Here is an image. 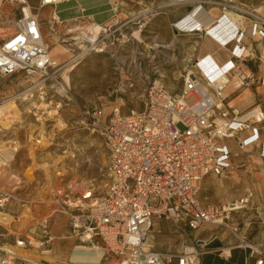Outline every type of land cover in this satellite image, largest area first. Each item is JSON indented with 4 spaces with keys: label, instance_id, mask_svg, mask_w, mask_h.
Returning a JSON list of instances; mask_svg holds the SVG:
<instances>
[{
    "label": "built area",
    "instance_id": "obj_1",
    "mask_svg": "<svg viewBox=\"0 0 264 264\" xmlns=\"http://www.w3.org/2000/svg\"><path fill=\"white\" fill-rule=\"evenodd\" d=\"M8 1L20 6L22 17L17 20L15 31L0 41V89L18 84L21 90L14 95L21 110L30 107L41 95L46 98L48 91L58 87L70 99L66 82L55 79L57 64L44 39L38 14L32 12L26 0ZM61 1L41 0V7ZM108 2L113 17L110 23L97 24L100 26L98 46L104 45L111 23L124 4V0ZM181 21L175 24L177 28L174 26L178 33L213 35L195 15L185 24ZM252 29V35L264 38V17H258ZM245 32L243 24L239 25L237 36L228 44L233 43L230 66L226 68L208 60L206 65L212 63L208 72L199 67L198 72L190 70L183 76L180 92L170 90L156 79L147 88L141 111L121 114L115 108L110 116L100 108L86 112L85 116L90 118L88 125L98 133L107 152L105 190L101 196L85 201L86 205L67 204L63 212L69 217L72 234L83 244L97 249L100 259L112 254L118 264H197L208 251L193 243L181 250L147 248L148 241L161 233L162 222L171 221L192 230L205 225L229 229L237 240L234 245L247 250L248 264H264V245L249 239L241 224L231 216L232 212L248 206L252 193L226 206L204 205L199 197L205 178L226 173L233 166L232 157L240 155L226 141L236 140L238 147L244 149L258 141L264 129L257 125L264 120V110L253 107L242 113L228 104L225 91L232 76L238 78L240 85L258 80L245 63L253 54L244 45ZM71 40L78 44L80 36L72 35ZM261 81L264 83V79ZM32 110L35 115L36 107L32 106ZM249 113L255 116L253 122L247 118ZM19 126L20 123L13 125L12 130L19 133ZM249 129L253 134L240 139V133ZM0 131L7 135L1 127ZM245 165L246 162L238 164ZM14 190L0 188V209L15 216L10 210L11 202L23 204L24 198ZM51 218L53 215L39 222L38 238L21 235L16 246L36 248L43 255L49 253L54 239ZM202 243L201 246H206L205 241ZM225 251L222 248L220 253L225 255ZM3 254L2 264H52L43 256L36 262L8 248L3 249Z\"/></svg>",
    "mask_w": 264,
    "mask_h": 264
},
{
    "label": "rangeland",
    "instance_id": "obj_2",
    "mask_svg": "<svg viewBox=\"0 0 264 264\" xmlns=\"http://www.w3.org/2000/svg\"><path fill=\"white\" fill-rule=\"evenodd\" d=\"M30 1L32 2V0ZM73 1L76 3L75 0ZM83 2L89 3V6L96 5L95 10L88 12L89 16H84L79 12H74L70 17L56 13L59 18L54 19L56 7L46 8L41 14L39 10H33L42 18L44 39L50 45L51 55L57 64L54 68L55 79L66 82L71 99L63 96L59 87L48 91V96L45 99L62 105L60 111L68 123V129L58 134L48 148L39 150L37 160L42 163L41 159L47 157L53 168L56 164L52 158L56 159L62 155L68 158L64 170H59L60 173H63L60 177L47 176L45 171L38 169L33 182L28 181L25 176L27 167L32 163L25 147L14 152L12 161L0 165V187L15 189L16 195L24 198L23 204L16 200L11 202V209L14 210L12 213H15L17 218L13 214L5 212L14 217V220L7 224L4 222L6 215L0 209V264L4 257L3 249H12L17 254L15 250L17 246L14 244L21 235L36 238L33 231L38 230L39 222L43 218L50 217L45 213V211H51L50 208H45V201H55L52 204L56 211L52 214L51 230L63 223L69 228L70 232L67 233V236L70 237L73 234L69 217L63 212L67 206L65 201L79 198L85 202L103 194L107 179L104 174L105 165L102 163V157L105 155L106 160L108 157L102 139L88 125L90 118L88 115L85 116L87 111L100 108L107 116L112 115L115 108H118L121 114L141 111L145 106V95L150 82L158 79L170 90L180 92L184 81L183 76L190 70L198 72L199 68H194V64L202 57V52L215 49V52L220 51L219 53L223 57L227 52L230 54L233 43L227 47L228 49H219V46H215L209 41L208 36H200L192 32H177L174 25L188 15L191 11L188 10L189 6L193 9L194 6L202 5L206 18H211V13L215 17L221 16L227 11H231L228 15L233 17H235V13H238L240 16L236 15L239 16L235 21L236 27L243 24L246 30L243 38L244 45L247 49L254 48L255 52H257L256 44L260 36L252 35V28L258 21V17H264V0H234L231 4L236 8L223 5V3H229L230 0H190L189 2L124 0L122 10L112 21V27L108 30L107 40L104 45L98 46L96 39L100 35L99 33H95V35L91 28L96 27L105 19L100 14L109 12L110 15L107 17L112 16L111 6L108 0H83ZM84 7L86 8L87 4ZM84 7L81 8L84 10ZM0 14L2 33L14 31L16 22L21 17L19 11L13 5L4 2ZM79 16L81 19L75 20ZM110 20L107 23H110ZM221 21L225 24L229 21L228 16L221 18ZM185 22L186 20L182 23ZM218 25L219 23H213L208 26V29L216 30ZM71 29L76 32H70ZM84 31L89 33L90 41L87 40L86 35H82ZM217 31H220L219 28ZM72 35L80 36L78 44L71 40ZM94 42L97 45L93 46ZM245 53H248V50ZM258 61L254 57V59H247L245 63L255 70L259 65ZM20 90L21 87L18 84L5 86L0 89V101L5 97L15 96L14 94H18ZM40 99L39 97L38 101ZM38 101L36 99V102ZM32 106L34 107L33 104L30 107H22L23 123L18 127L21 128L20 132L13 131L11 128L8 131L4 130L7 132V135L4 136L0 131V140L15 138L17 134L23 145L26 144L29 124H38V118L32 113L35 111L32 110ZM53 123L52 119L46 122L48 130L51 129ZM230 176L217 177L213 175L215 181L210 179L208 182L214 183L212 185L207 184L210 176L205 178L199 192L200 199L208 202L219 196L220 190L225 192L226 186L223 184H226V179H231ZM85 183L91 186L89 192L84 188L83 184ZM49 188L55 190L56 193L59 190L63 193L52 195L49 193ZM39 197H43L45 201H37ZM27 205L32 206L38 216L29 225L20 227V223L17 221L20 220V214L23 213ZM15 219L19 220L15 222ZM179 225L180 227L171 221L162 222L161 233L148 242L154 248L164 251L181 250L183 246L190 244L192 239H190L191 236L188 235L186 227ZM2 234L5 236L1 237ZM6 243L7 245H5ZM66 244L56 241L53 248L61 247L63 251L66 247L65 250H68L71 245L68 247V242ZM76 244L87 246L78 238ZM45 258L52 264L88 263L75 261L71 259L72 256L68 260H56L54 257ZM99 264H118V260L114 255L108 254L105 258L100 259Z\"/></svg>",
    "mask_w": 264,
    "mask_h": 264
},
{
    "label": "crops",
    "instance_id": "obj_3",
    "mask_svg": "<svg viewBox=\"0 0 264 264\" xmlns=\"http://www.w3.org/2000/svg\"><path fill=\"white\" fill-rule=\"evenodd\" d=\"M63 1L64 0L61 1V4L57 3L56 5H47L41 7V0H32L34 4L30 0H26L28 5L31 7L32 12L33 10L37 9L41 14L46 10V8L56 7L55 13L62 14L66 17H70L74 12H79L84 16H89L88 12L91 10H95L96 8V5L90 4L91 6H89V3H84L83 0H75L76 3L73 0H66V2ZM4 2L13 5L15 9L19 11L22 17L20 6L12 4L8 0H1L0 10L2 9ZM86 4L87 7L85 8L84 6H86ZM82 6L85 8L84 10L81 8ZM40 14H38V16L41 21L42 18ZM100 15H103V18H105L103 21H101L100 24L107 23L113 17V14L112 16L107 17V15H110L109 12ZM211 15V18H218L220 16L219 15L215 17L213 13H211ZM77 19H81V17L79 16L75 20ZM221 22L224 24L223 21ZM208 23H210V21ZM235 27L236 23H233V28ZM219 30V40H224V37L232 32L231 30H225V28L222 27ZM14 31H5V33H2V30L0 28V41H3ZM209 39V41L213 43V45L219 46V49L227 48L224 47L221 43H218V41L214 38L209 37ZM256 49L257 52H255L254 48L251 49V52L253 54L251 57H249V59H254V57H256L257 60H259L258 68L253 70L248 65L247 67L249 71L257 77L258 80L248 85H240L238 78L232 76L225 90L228 94V104L230 106L239 108L242 113L248 112L253 107H259L264 110V83L261 81V79H264V38L258 39ZM219 52L220 51L215 52V49H211L209 51L202 52L203 55L201 58H207V56H209V60L217 63L219 66L224 65L229 59H231V52L229 51V54L226 51L227 54L225 57H223ZM257 125L261 127L264 126V120ZM249 135L250 132L248 130H244L240 133V139L247 138ZM226 142L233 152H239L240 155L232 157L233 166L228 169L226 173L210 174L207 184H214L208 183L210 179H213V181H215L213 175L217 177H227L231 174V179H226V184H223V186L225 185L227 189L225 188V192L220 190L219 196H216L211 201L204 202L202 199L200 200L204 205L210 204L215 206H226L236 200H239L240 198H243L247 195L248 192H251L252 196L250 198V203L248 204V206L244 209L232 212L231 216L234 221L241 224L242 231L247 235L249 239H252L257 243L264 245V129L262 128L260 131V139L253 144L246 146L244 149H240L238 147V145L236 144V140L228 139ZM241 162H246V165L242 167L238 166V164ZM11 207L10 210L14 212ZM177 226L180 227L179 224H177ZM5 229L8 230L7 227H5ZM39 230L40 228H38L36 232L33 231V234H35L36 238H38ZM186 230L188 235L191 236L190 239H192L190 244H196L199 248L203 247L208 251L200 256L197 264H248L247 250L234 245L237 240L236 238H234L231 230L215 225H205L197 230H192L186 227ZM51 231L54 239L50 246L49 253L40 255L43 257H54L56 258V260H68L71 256V259H73L72 254L74 250L78 246H82L76 244L78 237H76L75 235L68 237L67 233L70 232L69 228L66 225L64 226L63 223H61L59 226H55ZM3 235L5 236V234H2L1 237H4ZM156 235L153 239L156 238ZM25 236L31 237L29 235ZM56 241H60L63 244H66V242H68V247L70 245L71 247L68 250H65V247L63 251L61 250V247L59 249H56L55 247L53 248ZM202 241L206 242V246H201L204 244L202 243ZM5 245H7V243ZM147 245L150 249H156L150 242H148ZM14 246H16V244H14ZM222 248L226 250L225 253L227 252L225 255L220 253V250Z\"/></svg>",
    "mask_w": 264,
    "mask_h": 264
},
{
    "label": "bare ground",
    "instance_id": "obj_4",
    "mask_svg": "<svg viewBox=\"0 0 264 264\" xmlns=\"http://www.w3.org/2000/svg\"><path fill=\"white\" fill-rule=\"evenodd\" d=\"M181 1H186L189 2L190 0H179ZM234 2V0H232ZM231 1V3H233ZM179 2V3H180ZM61 3V2H59ZM58 3V4H59ZM109 3V2H108ZM231 3H223V5L225 7H233L236 8L235 6H232ZM110 4V3H109ZM174 4V3H173ZM227 11V10H226ZM205 10L203 9L202 5L199 6H194V8L188 13L190 17L192 16H196L198 21L201 22L207 29L208 26L213 24V23H219L218 27L219 29L225 28V30H231L232 32H230L228 35H226L224 37V40H219V35H218V28L216 30H211V33H213L211 38H214L215 40H217L219 43H221L224 47H227L228 44L232 41L233 38H235V36H237V29L238 27L233 28V23H235V21H237L238 17L240 16L238 13H235V17L233 16H229L228 14L231 13V11H227L224 12L223 15H221L219 17V19L217 18H206V16L204 15ZM239 15V16H236ZM228 16L229 21H227L225 24H223L221 22V18ZM190 17H185L182 19L181 22H183L184 20H186L185 23H187L188 19ZM54 19H58L59 15H57L56 13L53 15ZM210 21V23H208ZM184 23V24H185ZM96 25V24H95ZM176 27V25H174ZM177 28V27H176ZM227 28V29H226ZM92 32L95 34L99 33L100 30V26L96 25V27L91 28ZM184 31H186V29L184 28ZM70 32H76V30L72 29L70 30ZM95 34V35H96ZM83 36H87V32H82ZM97 42V41H96ZM96 42L93 43V46L96 45ZM209 60V56H207V58H199V63H195L194 64V68H199L202 67L203 72L206 73L210 70V66L212 65V63L206 65L205 62L208 63ZM212 61V60H211ZM231 60L229 59L224 65L226 66V68L228 66L231 65ZM213 62V61H212ZM215 63V62H213ZM222 66V65H221ZM209 68V69H208ZM193 72H196L195 70H192ZM40 101L38 102H34L33 105L36 107V113L35 116H37V122L38 124H29L28 127V139L26 144L23 145L22 141L18 139L17 134L15 136V138L9 139V140H0V165L1 164H7L9 161H12L14 159V152L19 151L21 148L25 147L28 152H29V156L30 159L32 160V163L27 167L26 169V178L28 181L33 182L35 181L36 178V171L38 169H42L43 171H45L47 173V176H51V177H60L63 173H60V171L64 170L65 165H66V159L68 157L66 156H58L56 157V159H53V162L56 164L53 168L50 164L49 159L46 158H42V163L40 161L37 160L38 156V151L40 150H45L46 148H48L53 141L55 140V138L58 136V134L64 132L66 129H68V123L65 120V118L63 117L60 108H61V104L60 103H55L53 101H48L45 99V97H43V95H41L40 97ZM247 118L250 121H254L255 116L253 113H249L247 115ZM53 120L54 123L52 124L51 129H47L46 126V122L48 120ZM20 123H23V118H22V110L20 109L18 103H17V96H10L7 99L0 101V127L4 130H8L13 128V125ZM250 132V135L253 134V131L251 129L248 130ZM17 133V132H16ZM249 135V136H250ZM13 151V152H12ZM42 155V154H41ZM70 155V154H69ZM50 157V156H49ZM108 162V160H106L105 155L102 157V163L104 165H106ZM58 164V165H57ZM88 183V182H87ZM84 188L87 189L86 191H90L91 186L88 184H83ZM49 193L53 194H59V193H63V191H58L56 193L55 190H53L52 188H49ZM37 201H41L44 202V198L43 197H39V200ZM55 201H45V208H50L51 211H45V213L47 214V216H51L56 210L54 209L53 205ZM66 204L71 205V206H77V205H86V202H84L82 199H75V200H69V201H65ZM56 208V207H55ZM2 214V213H1ZM4 215H6V217L4 218V222L9 223L10 221L14 220V217L10 214H7L5 212H3ZM42 215V214H39ZM10 216V217H8ZM21 217L20 220L19 219H15V222L17 220V222L20 223V227H25L27 225H29L31 223V221L33 219H35L38 214L36 212H34V208L32 206H26L23 213L20 214ZM148 248V245H147ZM17 251V254L32 260V261H36L39 262L41 258H43L38 250L36 248L34 249H19L18 247L15 249ZM227 253V252H226ZM101 253L97 250V249H93L91 246H78L73 253V260L78 261V262H84L87 264H99L100 262V255Z\"/></svg>",
    "mask_w": 264,
    "mask_h": 264
},
{
    "label": "water",
    "instance_id": "obj_5",
    "mask_svg": "<svg viewBox=\"0 0 264 264\" xmlns=\"http://www.w3.org/2000/svg\"><path fill=\"white\" fill-rule=\"evenodd\" d=\"M188 10H189V11H190V10H192V7H191V6H189V7H188Z\"/></svg>",
    "mask_w": 264,
    "mask_h": 264
}]
</instances>
